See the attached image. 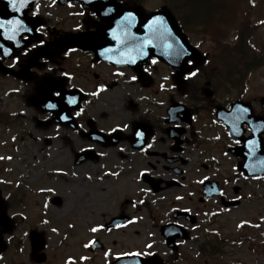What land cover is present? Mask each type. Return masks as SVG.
<instances>
[{"label": "rangeland", "instance_id": "1", "mask_svg": "<svg viewBox=\"0 0 264 264\" xmlns=\"http://www.w3.org/2000/svg\"><path fill=\"white\" fill-rule=\"evenodd\" d=\"M146 1L139 7L147 14L164 8L170 10L168 4H165L166 0ZM254 2V20H264V0ZM43 7L47 14L45 17L49 19L46 23L66 41L73 35L91 30L90 26H95L91 25L96 20L91 11L82 13L80 7H61L54 0L46 1ZM76 14L79 17L75 18ZM233 35L232 29L226 43L232 44L235 41ZM186 36L198 49L201 59L207 60L211 37L207 36L202 41V37L192 33ZM258 37L264 38V27L260 28ZM70 47L65 44L64 49L59 50L61 54L54 52L43 68L35 72L39 74L38 77L43 74L47 78L42 83L48 81V78L73 75L70 87L86 90V100L82 105L99 129L108 132L119 126L141 122L147 117V112L156 115L162 113L164 117L170 97L187 106L186 95L192 83L186 88L182 87V81L175 83V72L169 66L155 61L146 68L152 84L158 87L161 85L155 95L153 88L136 82L129 70L117 71L108 65L96 63L89 53L80 51L68 59ZM194 66L191 72L196 70ZM190 73L184 77L185 81L195 78L203 84L207 82L202 72L195 77H190ZM208 81L213 86V79ZM39 85L4 78L0 88V192L7 204L8 217L14 222L13 229L4 235V253H31L29 235L36 231L45 238V253H96L98 264H104V254L93 248L92 243L96 239L105 246L104 253L144 255L156 252L166 255L160 231L153 226V222L156 218L165 219L167 211L164 208L171 207V204L169 207L166 205V200H172L174 196L167 194L166 199H156L152 222L148 209H133V223L122 231L103 232V226L111 217L109 213L115 207L109 203L114 185L106 176L113 166L108 161L100 162L97 166L90 163L75 166L74 157L86 149L94 148V145L73 130L54 124L51 116L31 105L30 99ZM173 87L175 89L172 91ZM221 91L213 97L218 105L226 102L232 105L240 100L234 92L224 94ZM243 95L242 101L249 102L254 112L261 115L264 68L249 78ZM191 103L197 107L199 102H193L190 98L188 104ZM194 125L199 134L197 142L202 143L192 142V153L210 168L209 172L202 170L203 176L222 180L226 189L230 186L227 182L237 176L239 182L236 185L242 188L238 197L242 205L226 210L221 203L210 202L205 210L209 214L204 216L199 232L191 241L184 243L179 253H184L189 260L193 258L199 262V248L206 240L212 239L210 236L213 234V237L223 241L224 247H220V253H224L225 257H206L202 259L203 264H264V180L258 182L239 176V160L230 153L236 143L227 136L226 129L218 124L215 115L201 110ZM157 136L160 141L164 140V128ZM106 154L109 156L107 159H110L113 151H106ZM199 178L200 175L195 171V190L198 189L196 184ZM56 198L61 199V207L53 205L52 201ZM194 207H200L196 199ZM200 232L201 235H208L198 239ZM8 260L7 255L5 262ZM176 264L186 263L179 261Z\"/></svg>", "mask_w": 264, "mask_h": 264}, {"label": "flooded vegetation", "instance_id": "2", "mask_svg": "<svg viewBox=\"0 0 264 264\" xmlns=\"http://www.w3.org/2000/svg\"><path fill=\"white\" fill-rule=\"evenodd\" d=\"M46 1L48 0L36 3L20 19H11L13 15L6 10L5 4L0 2V24L4 22V28H0V88L4 78L26 84L33 82L34 85H41L47 78L45 79L43 74L38 77L39 74L35 71L43 68L45 63L49 61V56L54 52L57 51L58 55L61 54L59 50L64 49L65 44L73 47L72 41H66L65 38L60 37L59 33L51 29L46 23L48 18L46 19L45 17L47 14L43 7ZM54 1L58 3V0ZM63 7L73 8L74 6ZM34 18H37V21H34ZM35 23H38L39 26L35 27ZM33 39L38 40L36 43L30 44ZM8 55L12 56L5 58ZM1 65L14 73L4 72ZM18 72L19 74L21 73L19 76L16 75ZM132 74L136 78V82L153 88L155 95L160 90L161 85L159 87L153 85L150 74L146 73L145 70L139 75ZM72 77L73 75L62 77L65 82L64 86L69 91H80L83 93L82 103H84L86 90L82 91L76 87L71 88ZM95 79L98 80L97 75H95ZM85 80L89 81L87 78ZM173 81L177 83L179 80L174 77ZM38 88H36L35 95L38 93ZM174 89L173 87L171 90L173 91ZM56 92L59 91L51 93L52 97H61V93L59 92L60 96H56ZM95 92H98L97 87ZM203 93L205 95L204 91ZM186 96L187 100L190 101V94ZM188 101L187 107L193 117L192 125L187 124L188 115L184 112L173 114L172 116L169 115L170 106L176 103L175 99L170 97L164 117L162 113L156 115L145 111L147 112V117L141 122L125 127L119 126L108 132L98 128L97 123L84 110L83 105L72 113L74 118L72 127L58 123L52 112L43 111L51 116L50 119L54 124L67 127L85 141L93 143L94 148L86 149L85 151L90 150L94 153L88 156L86 160L81 159L80 153L77 154L74 157L75 166L79 167L85 163L97 166L100 162L105 163L106 161L113 166V169L108 171L106 176L111 179L114 185L109 203L115 207H112V212L109 213L111 217L105 224L110 225V228L107 231H103L102 228L103 232L122 231L127 225L133 223L135 220L131 216L133 209L135 211L148 209L152 216V222L154 219V208L156 207L155 203H157L155 202L156 199H166L167 194L174 196L172 200H166V205L169 207L171 204V207L169 209L167 207L164 208L167 211L165 219L156 218V221L153 222V226L160 231L159 236L167 254L162 255L155 252L140 255L144 258L158 256L156 264H176L179 261L186 264H203L202 259L206 258L207 253L198 254L199 258H201L199 262H195L193 258L189 260L184 253H179L184 243L189 242L183 240V237L189 235L192 240L194 235L199 232L204 216L209 214L205 210L210 202L221 203V198H225L228 201L235 199V196L231 193H234L238 177L236 176V178L228 181L227 184L229 183L230 186L226 189L222 180L211 179L209 175L203 176L202 170L209 172L210 168L207 164L201 163L199 157L192 153V144L194 145L197 142L199 135L194 129V123L198 120L199 111L215 112L217 105L212 101H208L206 106V101H201L197 104V107H194L195 104H188ZM149 106L151 107V105ZM163 128L164 140L160 141V137L157 135ZM94 130L109 138H100L94 133ZM128 130L129 132H127ZM179 133H182L181 136H179ZM197 143L201 144L202 142ZM106 151H113L112 158L107 159L109 156ZM195 171L201 177L196 184L198 186L197 190H195L194 186ZM209 181L219 183L221 197L206 201L203 186ZM195 199L200 205L199 208L194 207ZM52 203L57 206L54 201ZM61 206L62 202L58 207ZM157 206L159 207V205ZM6 209L8 211L7 204ZM195 218L197 224H194ZM126 220H128L127 224L125 223ZM10 225L0 226V231L6 234L12 230L13 220ZM29 240L32 246L31 253H4L6 250L5 244L4 251L0 253V264H98L99 262L96 253H87V255H82L81 253H45L46 241L45 248L41 252H34L30 235ZM172 247H177V250ZM104 252V264H115L120 259L130 255L128 253L115 255L114 253ZM7 255L9 260L5 262ZM204 263H207V261Z\"/></svg>", "mask_w": 264, "mask_h": 264}, {"label": "water", "instance_id": "3", "mask_svg": "<svg viewBox=\"0 0 264 264\" xmlns=\"http://www.w3.org/2000/svg\"><path fill=\"white\" fill-rule=\"evenodd\" d=\"M2 1L8 3L7 0H0V2ZM38 1L15 0L14 3L26 2V8H22L23 14H26ZM59 2L62 5L74 2L82 5L85 10H94L104 23L102 28L78 36L75 41L77 47L84 51L93 52L97 61L106 62L116 67H127L136 73H140L151 59L156 58L171 66L178 76H184L190 71V62H201L198 51L189 43L187 37L176 25L171 12L167 9L147 15L139 8L125 7L116 0H59ZM16 9L20 8L13 7L12 10ZM157 18L164 21L166 32L164 29L156 30L148 27ZM35 41L36 39L32 40L31 43ZM6 72L11 73L12 71L6 70ZM16 75L19 76L20 74ZM53 91H59L61 97H52ZM206 95L211 97L212 93L207 90ZM69 98L76 100V103L68 104L67 99ZM82 98L79 92H68L65 90L63 82L59 79H53L40 87L38 95L31 102L34 107L43 111H51L58 123L73 126L71 112L78 108ZM48 103H55L57 107L49 109ZM262 106L264 110V98L262 99ZM183 110L188 112L186 108L173 104L168 113L172 116ZM65 116L68 117L67 120L63 119ZM217 119L226 125L234 139L243 143V146L231 151L235 157L243 160V163L239 165L240 170L250 178L264 176V116L256 117L249 104L238 102L231 111L218 107ZM187 122L191 124V116L188 117ZM245 125L251 130V137L249 138L245 137L247 132L244 129ZM94 133L101 135L97 131ZM181 134L179 133V136ZM86 154L90 155L91 152ZM204 189V194L208 199L219 195L217 183H206ZM239 191V188L235 189L236 194ZM54 203L61 205V199L56 198ZM239 204L238 201L224 203L226 207H236ZM10 224L6 205L0 194V226H11ZM108 228L110 225H107L105 230ZM2 234L0 231V253L4 250ZM30 239L33 243L34 252H41L45 248V240L42 235L33 232ZM184 239L187 240V236ZM94 245L96 248L102 249L98 241ZM174 249L176 250V248ZM126 260H129V264H156L155 257L143 259L134 256Z\"/></svg>", "mask_w": 264, "mask_h": 264}, {"label": "trees", "instance_id": "4", "mask_svg": "<svg viewBox=\"0 0 264 264\" xmlns=\"http://www.w3.org/2000/svg\"><path fill=\"white\" fill-rule=\"evenodd\" d=\"M166 0L181 30L202 37H211L209 57L200 71L213 79L216 92L233 90L241 96L249 78L264 68V38L258 37L264 20H254V0ZM146 0H125L126 5L143 6ZM246 5V6H245ZM234 30L235 41L226 43ZM201 41V42H202ZM192 99L199 101L201 93L193 83ZM222 92V91H221ZM218 234V233H216ZM200 247V253L211 257L220 253L223 241L210 236Z\"/></svg>", "mask_w": 264, "mask_h": 264}, {"label": "snow or ice", "instance_id": "5", "mask_svg": "<svg viewBox=\"0 0 264 264\" xmlns=\"http://www.w3.org/2000/svg\"><path fill=\"white\" fill-rule=\"evenodd\" d=\"M8 2H9V4L11 5V4H14L15 0H8ZM2 27H3V25L0 24V28H2ZM148 27H149L150 29L155 28L156 30L164 29V21H163L162 19H160V18H157V19L154 20V21L152 22V24H150ZM164 31L166 32V29H164ZM133 62H134V61H133ZM153 63H155V61H153ZM197 74H198L197 72L193 71V72L190 73V77H195ZM190 77H189V78H190ZM133 79H136V78L133 77ZM55 95H56V96H60V93H59V92H56ZM67 103H68V104H75V103H76V100L69 98V99H67ZM47 107H48L49 109H55V108L57 107V105H56L55 103H48ZM63 119L67 120L68 117L65 116V117H63ZM92 230H93V231H96V229H92ZM149 247H150V246H149ZM135 255L139 256V255H141V253H136Z\"/></svg>", "mask_w": 264, "mask_h": 264}]
</instances>
